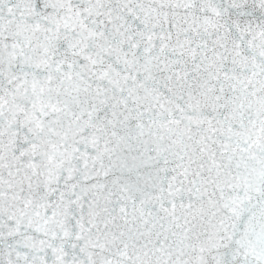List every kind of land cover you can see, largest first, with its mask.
<instances>
[{"label": "snow or ice", "instance_id": "obj_1", "mask_svg": "<svg viewBox=\"0 0 264 264\" xmlns=\"http://www.w3.org/2000/svg\"><path fill=\"white\" fill-rule=\"evenodd\" d=\"M0 264H264V0H0Z\"/></svg>", "mask_w": 264, "mask_h": 264}]
</instances>
